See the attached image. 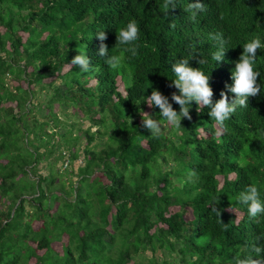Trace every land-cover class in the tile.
Listing matches in <instances>:
<instances>
[{"label": "trees", "instance_id": "1", "mask_svg": "<svg viewBox=\"0 0 264 264\" xmlns=\"http://www.w3.org/2000/svg\"><path fill=\"white\" fill-rule=\"evenodd\" d=\"M195 2L0 0V264L264 260L253 250L264 249V214L251 217L238 200L254 185L264 203V48L254 65L261 93L223 129L194 101L179 128L145 102L159 90L179 112L169 85L183 59L210 77L213 103L222 91L231 102L243 45L264 44V0H199L206 11L193 21L186 9ZM133 20L134 57L115 48ZM100 31L109 56H123L118 69L98 55ZM217 33L226 41L220 62ZM78 54L90 60L86 73L70 65ZM143 111L162 121L159 138L140 127Z\"/></svg>", "mask_w": 264, "mask_h": 264}, {"label": "clouds", "instance_id": "2", "mask_svg": "<svg viewBox=\"0 0 264 264\" xmlns=\"http://www.w3.org/2000/svg\"><path fill=\"white\" fill-rule=\"evenodd\" d=\"M175 8L174 0H165L163 7L165 9ZM186 11L191 13L190 19L195 21L197 14L206 11L205 6L197 0L195 3H190ZM174 27V25H172ZM140 29L137 23L129 21L126 27L117 30V44L115 48L125 46L124 51L131 53L134 57L137 55V48L135 42L139 39ZM96 36L101 41L98 55L106 57L105 63L112 69H118L121 66L123 56L111 55L109 56L108 47L103 43L107 39L105 31L96 33ZM212 39L216 40L220 45L219 49L212 54L213 60L220 62L224 60L226 49L222 34H215ZM264 48L259 38L253 39L251 42L243 45V54L236 63L235 70L232 73L234 85L228 86L229 91L235 94V98L229 102L227 92L220 93L221 99L213 103V89L210 86V77L205 75L199 68L189 66V60L183 59L172 65V71L176 75L175 80H171L170 87H175L178 90L173 92L171 100L179 105V112L173 108V104L169 102V97L163 95L159 90H153L151 96H147L146 103L149 107L159 108L160 114L169 125L176 128L181 127L183 118L191 120L190 107L192 102L196 103L197 111L202 108H210L209 116L215 121V124L223 129L226 120L235 113L237 107H248L249 97H256L261 93L258 78L260 73L255 70V61L257 57V50ZM199 63H206L204 60H199ZM70 65L77 66L81 72H88L90 70V60L88 57L78 54L72 60ZM142 117L140 127L147 129L153 138H159L162 134L163 124L161 120L153 118V116L145 111L140 112ZM132 121V119H131ZM222 133L217 131L216 135ZM196 173L190 172L188 180L191 181ZM238 200L242 204L248 205L249 215L253 218L264 214V203L259 199V192L256 186L250 185L245 192L241 193ZM213 211H218L213 208ZM257 255L261 254L264 249L261 247H254L253 249ZM236 264H264V260L253 259L248 257L246 259H237Z\"/></svg>", "mask_w": 264, "mask_h": 264}, {"label": "rangeland", "instance_id": "3", "mask_svg": "<svg viewBox=\"0 0 264 264\" xmlns=\"http://www.w3.org/2000/svg\"><path fill=\"white\" fill-rule=\"evenodd\" d=\"M8 78V84L11 86V89L13 90V87H16V86H18V83H16L15 81H13L12 82V78L9 76V77H7ZM23 86H25V85H23ZM35 100H39V101H42V94H39V95H37V98L35 99ZM7 105H9V104H7ZM14 105H16V103H14ZM61 112H59L58 113V115H59V117L60 118H62L63 119V115L62 114H60ZM36 116H37V118H39L41 121H44V119L43 118H41V114L39 113H36ZM32 116H30L29 117V121L31 122L32 120ZM72 122H74V120L73 121H71V123ZM78 126H80L81 127V123H78ZM78 127H76L75 128V130L73 129V132H74V134H73V136H74V139H77L78 137L80 138L79 139V141L77 142V143H75V147L74 148H76L77 150L78 149H80L82 146H83V144L85 143V135H84V133L83 132H81V131H76V129H77ZM46 130L49 132V133H51V132H54V131H51V130H48V128H46ZM63 133L64 131L61 129V130H57V133ZM55 139L59 142V143H61L62 145H63V143H62V140H61V138L58 136V135H56V137H55ZM43 150H44V148H43ZM65 153H68L69 152V150L68 149H62ZM81 150V149H80ZM42 164H44V165H46L47 164V162H43ZM60 166H62V170H64L65 169V166L63 167V164L62 163H60ZM40 168L42 169V166H40ZM40 169V172H42V173H45V171H42ZM61 170V171H62ZM37 227V226H36ZM60 248V245H58V249Z\"/></svg>", "mask_w": 264, "mask_h": 264}, {"label": "bare ground", "instance_id": "4", "mask_svg": "<svg viewBox=\"0 0 264 264\" xmlns=\"http://www.w3.org/2000/svg\"><path fill=\"white\" fill-rule=\"evenodd\" d=\"M207 17V16H206Z\"/></svg>", "mask_w": 264, "mask_h": 264}]
</instances>
